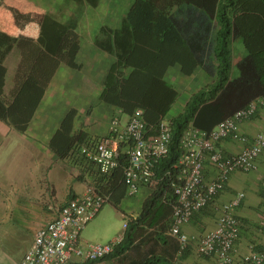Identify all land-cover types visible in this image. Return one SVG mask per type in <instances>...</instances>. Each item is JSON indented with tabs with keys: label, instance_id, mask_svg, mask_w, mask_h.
<instances>
[{
	"label": "crops",
	"instance_id": "obj_1",
	"mask_svg": "<svg viewBox=\"0 0 264 264\" xmlns=\"http://www.w3.org/2000/svg\"><path fill=\"white\" fill-rule=\"evenodd\" d=\"M134 1L114 0L111 18L103 11L101 16H80L77 27L65 35L56 54L46 50L40 52L31 73L40 81L45 93L25 131H19L0 119V238L10 233L24 234V253L37 230L47 224L63 204L76 195L84 194L88 186L95 183L103 192L111 191L112 199L87 224L82 232V240L107 242L121 232L125 222H128L125 239L107 257V264H214L213 258L196 253L193 248L184 254L182 260L175 259L178 242L168 232L172 207L163 199L157 200L151 207L155 190L141 184L139 191L130 195L123 182L116 181L114 177L105 180L99 174L96 164L83 155L82 148L75 147L80 144V140L65 156L51 148V141L58 130L70 136L82 133L86 138L108 134L110 121L119 108L104 102L101 92L105 75L115 57L99 48L95 40L100 30L98 26L119 28ZM56 5L55 0H3L0 4V30L18 38L37 41L44 16L55 13ZM100 5L88 7L96 9ZM191 10L196 11V17L188 18ZM197 11L200 14L201 8L183 3L172 6L169 12L180 24L195 26L203 23ZM232 11L233 20L240 25L252 26L260 15L259 7L251 10L248 3L242 0ZM167 17L160 15L157 19L166 39L197 37V32L192 31L185 38L170 29ZM204 23L211 26L209 36L207 34L204 39L211 40L219 30L220 21L214 19ZM245 33L248 38H254L256 44L259 41L257 46L251 45L252 51L264 48L259 31L250 27ZM248 48L241 38L233 42L231 78L239 75L236 64L250 51ZM180 54L185 64L176 60L165 73V79L178 91V98L167 114L171 119L184 112L196 92L218 79L216 61L211 75L200 64H192L193 55L185 47ZM20 60V49L15 46L5 60L7 72L4 96L7 99L11 98ZM185 66L187 70L192 66L189 70L191 72H186ZM128 115H124V120H127ZM203 125L207 127L210 124L203 122ZM239 127L252 142L264 130V107L241 122ZM246 144L227 138L218 147L226 154L233 155L239 153ZM263 174L264 160L261 159L257 170L233 173L225 190L217 198V202L224 203L241 192L245 193L240 206L235 210L241 221V234L235 252L237 261L253 250L260 251L264 246V234L260 228L264 217ZM215 176L216 169L207 163L204 169L205 180L211 181ZM147 204L148 208H145ZM217 221L218 212L210 205L196 212L183 229L198 239L206 231L214 230Z\"/></svg>",
	"mask_w": 264,
	"mask_h": 264
},
{
	"label": "trees",
	"instance_id": "obj_2",
	"mask_svg": "<svg viewBox=\"0 0 264 264\" xmlns=\"http://www.w3.org/2000/svg\"><path fill=\"white\" fill-rule=\"evenodd\" d=\"M74 1L91 7L100 4V0ZM239 1L241 0H135L119 28L114 29L109 25L100 27L96 44L115 57L105 75L101 99L129 115L135 109L143 108L146 121L150 125H155L161 118L167 117L178 98V91L165 79V73L176 60L185 64V59L180 54L183 47L193 55L192 64H200L211 75L215 68L214 62L218 63V79L196 92L184 112L172 118V141L169 154L157 163L159 176L167 171L176 175L177 169L173 166L178 161L180 138L189 120L194 118L197 127L210 130L221 120L264 94V48L252 51L251 45L257 46L259 41L256 44L254 38H248L245 33L250 27L259 31L264 46V0H242L248 3L251 10L258 7L260 9L256 24L252 26L240 25L233 20L232 9ZM183 3L193 8H201L200 14L197 11V16L200 15L202 24L183 25L170 14L172 6ZM160 15L164 18L167 15L169 28L185 38L192 31L197 32V37L184 40L166 39L161 25L157 24ZM194 16L196 17V11L188 14V18ZM78 18L77 15H72L69 19L59 20L53 14H46L37 41L18 38L0 30L1 120L19 131L27 129L45 93L40 81L31 73L32 68L42 50L53 55L58 52L65 35L77 27ZM214 19L220 21L219 30L211 40H206L204 38L207 34L209 36L211 26L204 22ZM207 27L209 28L203 33ZM239 38L250 51L236 64L239 75L231 78L232 45ZM15 46L20 49L21 60L15 74V85L10 93L11 98L7 99L4 97L7 72L5 60ZM191 68L192 66L189 70ZM189 70L185 66V71L191 72ZM203 122L210 125L204 127ZM83 138L82 133L70 136L58 130L51 141V148L57 154L65 156ZM113 177L116 181H121V168L116 170ZM168 178L161 181L155 189L151 207L157 200L163 199L166 191L168 198L174 199L168 186ZM166 202L171 206V202ZM145 208H148V204Z\"/></svg>",
	"mask_w": 264,
	"mask_h": 264
},
{
	"label": "built area",
	"instance_id": "obj_3",
	"mask_svg": "<svg viewBox=\"0 0 264 264\" xmlns=\"http://www.w3.org/2000/svg\"><path fill=\"white\" fill-rule=\"evenodd\" d=\"M263 107L264 94H261L210 130L197 127L194 118L189 120L180 138L178 161L173 166L177 169L176 175L167 171L159 176L156 169L157 163L169 154L172 119L163 117L157 124L150 125L143 108L135 109L127 120L119 108L110 121L107 135L85 136L75 147L82 148L83 155L96 164L99 174L107 181L121 168V182L130 195L136 194L141 184L155 190L169 177L168 186L174 199L168 198L166 191L163 200L171 202L172 206L168 232L178 242L176 260H182L193 248L196 253L213 258L214 264H264V246L238 261L235 256L241 234V221L235 210L245 193L237 194L228 202H217L233 173L255 171L260 160H264V130L251 142L239 129L241 122ZM227 138L248 144L239 153L228 155L218 147ZM207 163L216 169L211 181L204 178ZM261 180L264 194V174ZM111 199V191L103 192L99 185L90 184L84 194L72 197L37 230L18 264H107V257L124 241L128 222L107 242H84L82 232ZM210 205L218 212L217 227L194 239L183 227L196 212ZM260 228L264 234V217Z\"/></svg>",
	"mask_w": 264,
	"mask_h": 264
},
{
	"label": "rangeland",
	"instance_id": "obj_4",
	"mask_svg": "<svg viewBox=\"0 0 264 264\" xmlns=\"http://www.w3.org/2000/svg\"><path fill=\"white\" fill-rule=\"evenodd\" d=\"M99 8H91L88 5H79L74 0H55L56 11L53 13L56 17L63 20L69 19L72 15L80 16H101L102 11L108 18L113 17L114 0H100ZM100 26H98L99 30ZM7 98L6 96H4ZM26 242L24 234L10 233L0 238V264H18L24 250Z\"/></svg>",
	"mask_w": 264,
	"mask_h": 264
}]
</instances>
